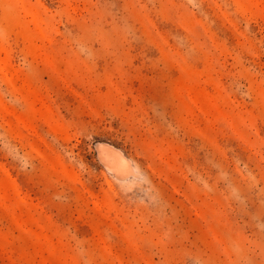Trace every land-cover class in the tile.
Instances as JSON below:
<instances>
[{
  "label": "rangeland",
  "instance_id": "obj_1",
  "mask_svg": "<svg viewBox=\"0 0 264 264\" xmlns=\"http://www.w3.org/2000/svg\"><path fill=\"white\" fill-rule=\"evenodd\" d=\"M0 264H264V0H0Z\"/></svg>",
  "mask_w": 264,
  "mask_h": 264
},
{
  "label": "bare ground",
  "instance_id": "obj_2",
  "mask_svg": "<svg viewBox=\"0 0 264 264\" xmlns=\"http://www.w3.org/2000/svg\"><path fill=\"white\" fill-rule=\"evenodd\" d=\"M112 154H113V152H112ZM111 155V154H110ZM115 155H113V157H114ZM115 158H117L116 156H115ZM118 158H119V156H118Z\"/></svg>",
  "mask_w": 264,
  "mask_h": 264
}]
</instances>
